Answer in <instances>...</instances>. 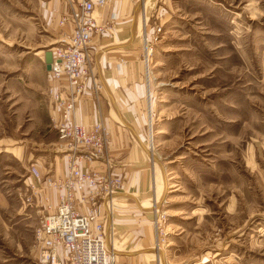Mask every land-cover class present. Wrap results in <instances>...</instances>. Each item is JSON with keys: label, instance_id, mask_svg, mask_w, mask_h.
<instances>
[{"label": "rangeland", "instance_id": "rangeland-1", "mask_svg": "<svg viewBox=\"0 0 264 264\" xmlns=\"http://www.w3.org/2000/svg\"><path fill=\"white\" fill-rule=\"evenodd\" d=\"M77 2L0 0V264H46L35 233L60 189L44 180L71 152L50 119L49 88L63 85L45 52L67 45L61 19ZM107 14L92 43L96 75L117 46L115 21L137 26L111 58L132 63L145 85L142 98L111 108L136 155L123 165L80 148L72 159L106 176L97 200L113 264H264V0H120L117 18ZM36 160L40 178L30 177Z\"/></svg>", "mask_w": 264, "mask_h": 264}, {"label": "built area", "instance_id": "built-area-1", "mask_svg": "<svg viewBox=\"0 0 264 264\" xmlns=\"http://www.w3.org/2000/svg\"><path fill=\"white\" fill-rule=\"evenodd\" d=\"M109 1L78 0L76 8L61 19V24L72 28L68 43L53 52L49 73L63 86L61 89L54 84L48 92L60 112L55 124L59 137L71 154L67 176L58 180L48 176L44 180L45 184L63 191L55 209L44 215L36 228L40 259L46 264H113L115 260L107 242V211L103 202L97 200L103 187L108 189L104 185L106 176L93 166L83 170L78 157L72 159L80 148L86 149L85 157L91 161L105 156L107 150L104 125L100 122L85 125L75 118V111L88 80L94 83L96 90L101 89L91 65L92 43L107 32L108 23L100 22L98 14ZM31 173L40 178L36 164L32 165ZM85 206L89 209L82 211Z\"/></svg>", "mask_w": 264, "mask_h": 264}, {"label": "crops", "instance_id": "crops-1", "mask_svg": "<svg viewBox=\"0 0 264 264\" xmlns=\"http://www.w3.org/2000/svg\"><path fill=\"white\" fill-rule=\"evenodd\" d=\"M110 1V4L104 7V9H102L101 11H103V13L105 11L109 13L111 10V13H113V15H109H111L110 17H113V19H115V17L117 18V16H119L118 13L116 16V9L117 5L120 4V0ZM107 7L109 8L106 10ZM109 15L107 14V16ZM115 23H117L115 24L116 26H114L115 32H112L110 34L108 40L112 38V40L114 41H112L111 44L117 46L108 48L106 51L101 53L99 61H97V63L95 64L98 75L97 76L96 74H94L96 76L95 81L101 84V89L100 91L96 90L94 83L91 80H88L86 82L83 94L79 95L78 97L75 118L79 122H82L88 126H91L98 122L102 123L105 127L108 139L107 151L105 155H107L108 157L118 158L121 160V164L126 165L131 162V156L133 154L136 155L137 148L135 147V145H132L131 137L122 130V127L114 124L113 117L111 115V108L115 107L118 110H121L120 104L123 100L134 101L142 98L145 94V85L142 82V77L137 73V69L133 67L132 63L128 61L126 64H121L117 61H112L111 59L114 55L113 52L116 54L119 49L129 47L135 42L138 36L136 30L137 26L135 25V22L133 20L129 21L127 18H125V20L118 19L115 21ZM128 25L130 26V28H132V30L130 29L129 33L125 34V27ZM117 41L119 42V44H117ZM109 44L110 43L106 45L109 46ZM104 46L102 48H104ZM50 119L52 122V126L56 128L55 124L60 119V112L55 108L52 109ZM131 126L134 127L133 125ZM48 145L56 146V148L58 149L59 146L61 147V142L55 139L48 142ZM62 162L63 163H61L62 167L60 169V172H58L57 163H55L56 173L52 176V178H54V176H58L57 178H62L68 175L70 160L68 162V160L66 159V161ZM34 164L38 165L39 161L36 160V163ZM90 166L94 167L95 165ZM104 166V168L106 169L107 167L105 162ZM99 168H102V166H99ZM30 177H34L32 173ZM62 192L63 191L60 189L59 194H61ZM49 194L51 197V192H49ZM55 194H57L56 191ZM57 196L59 197L58 194ZM115 197H117L116 194L110 198V202L113 201ZM55 201L56 200L53 199L52 203H54ZM49 206L51 205L49 204Z\"/></svg>", "mask_w": 264, "mask_h": 264}, {"label": "water", "instance_id": "water-1", "mask_svg": "<svg viewBox=\"0 0 264 264\" xmlns=\"http://www.w3.org/2000/svg\"><path fill=\"white\" fill-rule=\"evenodd\" d=\"M45 62H46L47 70L50 71L52 68V62H53V51L51 49H48L45 52Z\"/></svg>", "mask_w": 264, "mask_h": 264}, {"label": "bare ground", "instance_id": "bare-ground-1", "mask_svg": "<svg viewBox=\"0 0 264 264\" xmlns=\"http://www.w3.org/2000/svg\"><path fill=\"white\" fill-rule=\"evenodd\" d=\"M53 52L55 51V49L54 50H52ZM41 55H42V53H41ZM115 193H117V192H113L111 195H110V198L113 196V194L115 195ZM109 201H110V199H109ZM114 252V251H113ZM115 253V252H114ZM113 256L115 257L116 255H114L113 254Z\"/></svg>", "mask_w": 264, "mask_h": 264}]
</instances>
